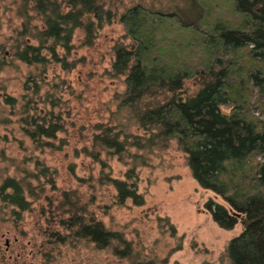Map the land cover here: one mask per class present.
<instances>
[{"label":"rangeland","instance_id":"374dc122","mask_svg":"<svg viewBox=\"0 0 264 264\" xmlns=\"http://www.w3.org/2000/svg\"><path fill=\"white\" fill-rule=\"evenodd\" d=\"M54 2L61 12L81 9L67 0H0V264H230L241 215L198 182L175 137L151 140L155 128L140 120L161 94L132 97L113 64L118 46L135 44L115 13L182 2L98 0L101 12H84L75 26L69 19L58 39L40 33ZM198 85L185 80L188 93ZM52 121L60 129L47 136ZM10 181L27 209L3 200ZM120 182L134 184L142 203L122 200ZM65 194L81 215L85 205L87 222L121 232L130 254L116 251L115 240L100 248L77 235L69 206L59 207ZM210 202L228 210L229 227L215 221Z\"/></svg>","mask_w":264,"mask_h":264},{"label":"trees","instance_id":"16d2710c","mask_svg":"<svg viewBox=\"0 0 264 264\" xmlns=\"http://www.w3.org/2000/svg\"><path fill=\"white\" fill-rule=\"evenodd\" d=\"M67 1L81 4V9L61 12L54 2L45 14L43 36L58 39L69 19L79 25L84 12L103 10L98 0ZM179 1L182 4L172 9L135 3L115 13L135 44L132 49L117 47L114 69L125 72L132 97L152 90L161 94L140 120L146 128H155L151 140L175 137L198 182L220 192L241 215L242 231L228 249L230 264H264V0ZM192 78L199 87L188 93L185 80ZM59 129V124L48 122L46 135L54 136ZM125 185L116 183L121 199L142 203L135 185ZM5 187L12 193L3 200L28 208L19 184L10 181ZM64 198L59 207L69 206L70 226L77 235L100 248L115 240L123 247L115 246L116 251L130 254L131 242L121 232L87 222L85 205L81 215L69 195ZM209 208L221 226L232 224L224 207L210 202Z\"/></svg>","mask_w":264,"mask_h":264},{"label":"flooded vegetation","instance_id":"af4514ba","mask_svg":"<svg viewBox=\"0 0 264 264\" xmlns=\"http://www.w3.org/2000/svg\"><path fill=\"white\" fill-rule=\"evenodd\" d=\"M1 237H3V234H2V236ZM6 249H8L9 248V242H8V238H6Z\"/></svg>","mask_w":264,"mask_h":264}]
</instances>
